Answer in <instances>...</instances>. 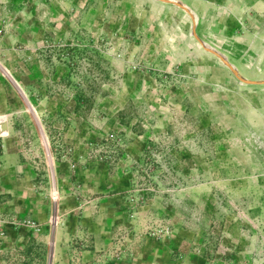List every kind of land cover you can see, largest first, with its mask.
<instances>
[{"label": "crops", "instance_id": "obj_1", "mask_svg": "<svg viewBox=\"0 0 264 264\" xmlns=\"http://www.w3.org/2000/svg\"><path fill=\"white\" fill-rule=\"evenodd\" d=\"M201 1L179 0L197 34ZM190 31L160 0H0V50L18 55L0 60V264H226L220 222L181 197L219 138L172 110L226 81Z\"/></svg>", "mask_w": 264, "mask_h": 264}, {"label": "rangeland", "instance_id": "obj_2", "mask_svg": "<svg viewBox=\"0 0 264 264\" xmlns=\"http://www.w3.org/2000/svg\"><path fill=\"white\" fill-rule=\"evenodd\" d=\"M202 1L198 34L224 53L244 77L264 79V0ZM189 35L190 45L204 51ZM82 40L77 36V41ZM204 53L215 60L213 65L205 59V70L226 81L209 94L189 96L187 107L173 108L172 115L194 123L188 136L215 137L219 142L208 140L203 145L205 154L215 155V165H208L209 174L198 180L195 176L183 180L187 190L181 197L187 203L181 204L189 216L201 217L207 225L220 222L222 246L230 237V247L221 249L231 248L226 264H264V85L241 84L215 56ZM88 55L84 48L77 49L79 74L86 73L82 61ZM17 58L12 51L0 50V60L14 65ZM19 118L12 117L13 130H22L16 122ZM213 170L218 174L212 176Z\"/></svg>", "mask_w": 264, "mask_h": 264}, {"label": "water", "instance_id": "obj_3", "mask_svg": "<svg viewBox=\"0 0 264 264\" xmlns=\"http://www.w3.org/2000/svg\"><path fill=\"white\" fill-rule=\"evenodd\" d=\"M160 1L176 5V6L180 7L181 9L185 10L187 13H189V15L191 17H193L190 9L188 7H186L185 5H183L181 2L170 1V0H160ZM191 28H192V34L194 35V38L198 41L200 46L206 52H208V53L214 55L216 58L220 59V61H222V64L229 69V71L234 75V77L237 80H239L243 84H247V85H264V79H248V78L244 77L240 73L238 68L235 67L224 54H222L220 51H218L217 49H215L213 47L205 45L203 39H201L198 36V34L196 33V24H195V22L192 24Z\"/></svg>", "mask_w": 264, "mask_h": 264}, {"label": "built area", "instance_id": "obj_4", "mask_svg": "<svg viewBox=\"0 0 264 264\" xmlns=\"http://www.w3.org/2000/svg\"><path fill=\"white\" fill-rule=\"evenodd\" d=\"M54 187H52V191L50 193V195L54 196ZM54 201H55V197H54ZM52 217V220L54 221L55 220V212L52 213L51 215ZM24 224H27V225H30V226H33L34 225V222L31 221V220H25L24 221ZM169 233V230L167 227H156L154 229H152V231H150V234L152 236H155L156 238L158 239H162L164 236H166L167 234ZM2 231L0 230V235H2Z\"/></svg>", "mask_w": 264, "mask_h": 264}, {"label": "bare ground", "instance_id": "obj_5", "mask_svg": "<svg viewBox=\"0 0 264 264\" xmlns=\"http://www.w3.org/2000/svg\"><path fill=\"white\" fill-rule=\"evenodd\" d=\"M170 1H176V2H179V0H170ZM173 5V4H172ZM175 6V5H174ZM186 6V5H185ZM187 7V6H186ZM185 11V10H184ZM186 12V11H185ZM187 13V12H186ZM192 13V15H193V17H191L190 15H189V13H187L188 14V16H189V18H190V20H191V27H192V24L195 22V24L197 25V19H196V17H195V15H194V13L193 12H191ZM190 34L192 35V37H194V35L192 34V28H191V31H190ZM196 40V39H195ZM197 41V40H196ZM204 41V40H203ZM197 43H198V41H197ZM204 44L205 45H207V46H210V47H213L211 44H209L208 42H206V41H204ZM198 46L199 47H201L200 46V44L198 43ZM202 48V47H201ZM213 48H215V47H213ZM203 49V48H202ZM216 49V48H215ZM204 50V49H203ZM218 50V49H217ZM205 51V50H204ZM219 51V50H218ZM221 52V51H220ZM222 53V52H221ZM222 54H224V53H222ZM225 55V54H224ZM226 56V55H225ZM227 57V56H226ZM228 58V57H227ZM217 60L219 61V62H221V64H222V61H220V59H218L217 58ZM232 63V62H231ZM233 64V63H232ZM234 65V64H233ZM235 66V65H234ZM226 67V66H225ZM236 67V66H235ZM238 82H240L239 80H237ZM241 84H243L242 82H240Z\"/></svg>", "mask_w": 264, "mask_h": 264}]
</instances>
